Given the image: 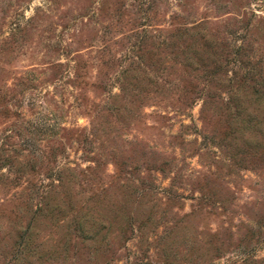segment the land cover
I'll return each instance as SVG.
<instances>
[{
  "label": "rangeland",
  "instance_id": "1",
  "mask_svg": "<svg viewBox=\"0 0 264 264\" xmlns=\"http://www.w3.org/2000/svg\"><path fill=\"white\" fill-rule=\"evenodd\" d=\"M0 264H264V0H0Z\"/></svg>",
  "mask_w": 264,
  "mask_h": 264
}]
</instances>
